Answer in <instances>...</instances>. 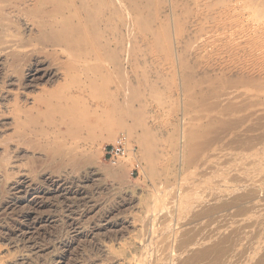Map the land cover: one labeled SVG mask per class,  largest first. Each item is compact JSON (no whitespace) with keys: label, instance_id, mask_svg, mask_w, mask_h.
<instances>
[{"label":"rangeland","instance_id":"rangeland-1","mask_svg":"<svg viewBox=\"0 0 264 264\" xmlns=\"http://www.w3.org/2000/svg\"><path fill=\"white\" fill-rule=\"evenodd\" d=\"M44 1L0 0V264H239L227 221L241 203H214L241 192L238 160L264 136V0H113V20L97 30L79 0ZM67 10L76 17H58L80 35L104 31L69 45L72 58L46 47L35 21ZM219 119L238 132L219 131ZM205 134L215 145L194 151L188 141ZM120 136L131 153L114 167L104 149ZM194 203L210 208L200 216ZM210 225L209 248H190L191 232Z\"/></svg>","mask_w":264,"mask_h":264},{"label":"bare ground","instance_id":"bare-ground-1","mask_svg":"<svg viewBox=\"0 0 264 264\" xmlns=\"http://www.w3.org/2000/svg\"><path fill=\"white\" fill-rule=\"evenodd\" d=\"M48 1V0H47ZM47 1L45 2L44 1V3L45 4H47ZM51 1V0H50ZM62 1V3L60 2V0H59V3H58V6H60V8H61V6H64V7H66L65 5H69V3L71 2V0H61ZM76 1V0H75ZM78 1V0H77ZM80 2H78V3H80V5H79V7H80V14L81 15H83V20L85 21V22H83L84 24H90V26H91V28H93V29H100L99 28V26L103 23V24H105L106 26L108 25H110V23H109V21L110 20H113L112 18H113V16H115L114 15V10H113V7H110V4H113V3H115V2H113V0H110V1H108V0H79ZM115 1V0H114ZM118 1H120V0H118ZM122 1V3H124L123 2V0H121ZM120 1V2H121ZM203 1H205V0H203ZM202 1V2H203ZM241 1V0H240ZM69 2V3H68ZM73 2H74V0H73ZM120 2H118V5H120L119 3ZM193 2V1H192ZM49 3H52V2H49ZM48 3V4H49ZM61 3V4H60ZM77 3V2H76ZM126 3V2H125ZM195 3H197V2H195ZM238 3V2H237ZM6 4V3H5ZM53 5V4H52ZM70 5H72V4H70ZM70 5H69V7L67 6V8H69L70 9ZM74 5V4H73ZM44 6V5H43ZM42 6V7H43ZM57 6V5H56ZM109 6V7H108ZM111 6H115V4L114 5H111ZM184 6H185V4H184ZM240 6V5H239ZM4 7V6H3ZM53 7V9H51V10H55V7L54 6H52ZM51 7V8H52ZM98 8V11H91V8ZM116 7H117V4H116ZM120 7V6H119ZM124 7V6H123ZM120 8H122V7H120ZM120 8H119V10H120ZM41 9V8H40ZM122 9H124V11L126 10V9H128V8H122ZM121 9V10H122ZM204 9V8H203ZM211 9H214V8H211ZM56 10H57V8H56ZM63 9H61L60 11H62ZM72 10H73V8H72ZM89 10V11H88ZM94 10V9H93ZM120 10V11H121ZM217 10V9H216ZM215 10V11H216ZM35 11V10H34ZM33 11V12H34ZM43 11V10H42ZM41 11V12H42ZM64 11V10H63ZM236 11V10H235ZM242 11V10H241ZM31 13H33L32 11H30ZM51 12V11H50ZM49 12V13H50ZM55 12V11H54ZM53 12V14H51L50 15V17H53L54 19H52L51 21L50 20H48V18L49 17H47V16H44V17H47V19L46 20H44L43 18H42V16L41 15H39V13L37 14L38 16H37V20H35V21H38V24H39V34L42 36V38H40V40H41V42H43V44H45V46L46 47H51L52 49H57V48H59L58 50H60V48H61V52L63 53V54H65V52H68V53H66L68 56H70L71 54H74V56L75 55H77L78 54V52L76 51V52H74V50H69V45H71V44H74V45H76V46H79V45H81V44H79L80 42H83L84 43V41H85V38H86V36H88V35H90V36H95V34H96V37H97V39L99 38V36L101 37V33H98V31H100V30H98V31H96L95 32V30L93 31V29L91 30V32L89 33V34H83V30H82V34L80 35L77 31L79 30H77L76 32L75 31H73V26L71 27L70 25L71 24H67L66 22V24L63 22V21H61L62 20V18L64 19H68V18H74V17H76V14H72V13H74L73 11H68L67 10V15H65V13H62V14H59V13H57V16H56V18L54 17V15H55V13ZM122 12V11H121ZM219 12V11H218ZM106 13V14H105ZM116 13H117V11H116ZM118 13H120V12H118ZM127 13V12H126ZM220 13V12H219ZM42 14L43 15H45V11H43L42 12ZM248 14V13H247ZM263 14V13H262ZM33 15H35L34 13H33ZM58 15L59 16H61L62 18H61V20H60V18L58 17ZM121 15H123V14H121ZM129 16V14H126V16ZM198 15V14H197ZM237 16H239V15H237ZM33 17H35V16H33ZM122 17V16H121ZM226 17V16H225ZM229 17V16H228ZM57 18H59V20L61 21V22H63V24L61 23V24H58L57 22H56V20H57ZM231 18V17H230ZM237 18V17H236ZM235 18V19H236ZM243 18V17H242ZM35 19V18H34ZM65 19H64V21H65ZM124 19H125V16H124ZM257 19V18H256ZM116 20V19H115ZM118 20V19H117ZM122 20V19H121ZM120 20V21H121ZM125 20H128L127 18L125 19ZM214 20V19H213ZM74 21V20H73ZM120 21H118V22H120ZM124 21V20H123ZM123 21H121V22H123ZM129 21V20H128ZM68 23H70V21H67ZM80 22V21H79ZM81 22H82V20H81ZM107 22H108V24H107ZM111 22V21H110ZM117 22V23H118ZM232 22V21H231ZM36 23V22H35ZM76 23V22H75ZM127 23V21L124 23V24H126ZM37 24V25H38ZM115 24V23H114ZM231 24V23H230ZM76 25V24H75ZM74 25V27H76L77 25H78V22H77V25L75 26ZM80 25V24H79ZM123 24H119V26H122ZM127 25V24H126ZM240 25V26H239ZM241 23L240 24H238L237 23V26L240 28L241 27ZM261 25V24H260ZM85 26H87V25H85ZM89 26V25H88ZM87 26V27H88ZM128 26H130V24L128 25ZM128 26H126L127 28H128ZM225 26V25H224ZM243 26V25H242ZM14 27V26H13ZM115 27H117V26H115ZM260 27V26H259ZM262 27V26H261ZM264 27V26H263ZM77 28V27H76ZM81 28V27H80ZM86 28V27H85ZM102 28H104V26L102 27ZM255 28V27H254ZM66 29H69L68 31H70L71 33L69 34V35H67V36H64V35H62L60 32H62L61 30H66ZM82 29V28H81ZM88 29H89V27H88ZM118 29V28H117ZM121 29V28H120ZM236 29V28H235ZM13 30H14V28H13ZM105 30V29H104ZM109 30H111V29H109ZM119 30V29H118ZM118 30H116V32L118 31ZM128 30H129V28H128ZM223 30V29H222ZM244 30V29H243ZM257 30V29H256ZM16 31V30H15ZM67 31V30H66ZM93 31V32H92ZM231 31V30H230ZM241 31V30H240ZM11 32V31H10ZM14 32V31H13ZM80 32V31H79ZM100 32H104V31H100ZM126 32H128V31H126ZM126 32L124 33V34H126ZM20 33V32H19ZM95 33V34H94ZM113 33V32H112ZM247 33V32H246ZM7 34V33H6ZM10 34V33H9ZM100 34V35H99ZM104 34V33H103ZM103 34H102V36H103ZM129 34V33H128ZM255 34V33H254ZM110 35H111V33H110ZM114 35V34H113ZM116 35V34H115ZM119 35V34H118ZM12 36V35H11ZM81 36H83V38L84 39H82V37ZM122 36V35H121ZM128 35H126V39L128 38L127 37ZM15 37V36H14ZM21 37H23V35L21 36ZM20 37V38H21ZM238 37V36H237ZM236 37V38H237ZM7 38V37H6ZM16 38V37H15ZM93 38H95V37H93ZM115 38H116V36H115ZM37 39V38H36ZM9 40H10V37H9ZM12 40H14L13 38H12ZM16 40V39H15ZM95 40H96V38H95ZM99 40V39H98ZM118 40V39H117ZM8 41V40H7ZM19 41H21V40H19ZM24 41V40H23ZM23 41H21L22 43H23ZM27 41V39L24 41V42H26ZM97 41V40H96ZM100 41V40H99ZM98 41V42H99ZM127 41H128V39H127ZM263 41V40H262ZM15 41H13V42H11V43H14ZM40 42V43H41ZM126 42V41H125ZM9 43V42H8ZM10 43V44H11ZM30 43V42H29ZM40 43H37V47H39L40 46ZM76 43H78L79 45H77ZM122 43V42H121ZM9 44V45H10ZM17 44H19V42L17 43H15L14 44V46H15V48L18 50V51H20V52H24L25 54H30L31 52H32V50H31V48L29 49V48H27L28 46L30 47V45L28 44H26L25 43V45H24V43L23 44H19V45H17ZM38 44H39V46H38ZM101 44V43H100ZM8 45V44H7ZM74 45H73V47H74ZM86 45V44H85ZM106 45V44H105ZM104 45V46H105ZM122 45V44H121ZM127 45V44H126ZM102 46H103V44H102ZM107 46V45H106ZM10 47H12L13 48V46H12V44L10 45V46H8V48H10ZM41 47V46H40ZM72 46H70V48H71ZM82 47V46H81ZM85 47H88V45H86ZM84 47V45H83V47H82V50H85V49H83V48H85ZM101 47V46H100ZM11 48V49H12ZM14 48V49H15ZM77 48H80V46L79 47H77ZM126 49H127V47H125ZM75 49H76V47H75ZM92 49V48H91ZM101 49L102 50H105V48H102L101 47ZM108 49V48H107ZM10 50V49H9ZM31 50V51H30ZM64 50H67V51H64ZM78 50V49H77ZM81 50V49H80ZM109 50V49H108ZM107 50V51H108ZM11 51V50H10ZM69 51L71 52V53H69ZM87 51V50H86ZM107 51H105V53L107 52ZM80 52V51H79ZM108 52H110V51H108ZM76 53V54H75ZM89 53H90V51H89ZM111 53V52H110ZM70 54V55H69ZM81 55H82V52L80 53ZM88 55V53L86 52V53H84V55ZM109 56V55H108ZM112 56V55H111ZM242 56V55H241ZM76 57V56H75ZM74 57V58H75ZM78 58H80L79 56H77ZM87 57V56H86ZM94 58H96L95 57V54H94V56H93ZM110 57V56H109ZM68 58V57H67ZM71 58H72V55H71ZM98 58V57H97ZM70 59V58H69ZM88 59H89V57H88ZM84 60V62H85V60L86 59H83ZM83 60H82V62H83ZM94 60H96V59H94ZM99 60H101V59H99ZM99 60H97V62H99ZM93 61V60H92ZM88 62H90V61H88ZM96 61H93L92 63H97ZM86 63V62H85ZM85 63H84V65H85ZM102 63H104V62H102ZM110 63H112L113 64V62H110ZM89 65V64H88ZM74 66V65H73ZM78 66V65H77ZM79 66L81 67L82 65H80L79 64ZM85 66H87V65H85ZM92 66V65H91ZM91 66H89V68H88V66L86 67V69H88V71H89V69H90V67ZM98 66V65H97ZM101 66V65H100ZM72 67V66H71ZM76 67V66H75ZM82 68V67H81ZM84 68V67H83ZM92 68H93V66H92ZM69 69H71V68H69ZM74 69V68H73ZM85 69V68H84ZM83 69V70H84ZM96 70H98L97 68H95ZM260 69H263V68H260ZM76 69H74L73 70V72L75 71ZM80 70V69H79ZM29 71H30V69H29ZM33 71H37V70H35L34 68H31V71L30 72H33ZM81 71V70H80ZM87 71V70H86ZM85 70H84V72L82 73L83 75H84V73L86 72ZM90 72V71H89ZM80 73V74H81ZM87 73V72H86ZM91 73V72H90ZM99 73V72H98ZM97 73V74H98ZM81 74V75H82ZM86 75V74H85ZM87 75H89V74H87ZM91 75H93L94 76V74H91ZM76 76H78V75H76ZM86 77V76H85ZM92 77V76H91ZM88 78L86 77V80H87ZM90 79V78H89ZM93 79H95V78H92V80ZM91 80V79H90ZM95 80H97V79H95ZM93 81V82H96V81ZM124 80V79H123ZM261 80V79H260ZM76 81V80H75ZM125 81V80H124ZM90 82H92V81H90ZM90 82H89V85H90ZM92 82V83H93ZM238 82H240V80L238 81ZM260 82V81H259ZM92 85V84H91ZM94 86H97V84L95 83V84H93ZM92 85V86H93ZM250 85V84H249ZM254 86H255V84H253ZM246 87V86H245ZM224 88V87H223ZM238 88V87H237ZM243 90V89H242ZM241 90V91H242ZM261 90V89H260ZM228 91H229V89H228ZM244 91H246V90H244ZM237 92H239V91H237ZM236 92V93H237ZM248 92H249V90H248ZM257 92V91H256ZM220 94V93H219ZM223 94H225V93H223ZM248 94V93H247ZM255 94V93H254ZM72 95V94H71ZM70 95V96H71ZM78 95V94H77ZM260 95V94H259ZM73 96V95H72ZM231 96V95H230ZM77 97V96H76ZM58 98V97H57ZM72 99H73V97H71ZM71 98H68L69 99V101H71L72 99ZM71 99V100H70ZM58 100H59V98H58ZM65 100H67V98H65ZM226 100V99H225ZM247 100V99H246ZM55 101H57V100H55ZM64 101V100H63ZM62 101V102H63ZM220 101V100H219ZM236 101V100H235ZM60 102V101H59ZM58 102V103H59ZM62 102H60V103H62ZM227 101H225V103H226ZM51 103H53V102H51ZM50 103V104H51ZM59 103V104H60ZM63 103H65V101L63 102ZM62 103V104H63ZM67 103H68V101H67ZM212 104H213V102H211ZM236 103V102H235ZM235 103L233 104V103H231V105L233 104V105H235ZM62 104H60V106H62ZM66 104V103H65ZM70 103H68V105H69ZM217 104V103H216ZM228 105H230L229 103H227ZM241 104V103H240ZM55 105V104H54ZM58 104H56L55 105V107L54 108H57L58 106H57ZM68 105L66 104V107H68ZM219 105H220V103H219ZM57 106V107H56ZM51 107H53V106H51ZM66 107H63L62 108V111H65V110H63V109H66ZM211 107H212V105H211ZM215 108L217 107V106H214ZM60 108V107H59ZM59 108H57V109H59ZM221 108V107H220ZM226 108V107H225ZM224 108V109H225ZM235 108V107H234ZM213 109V108H212ZM223 109V110H224ZM231 109H233V108H231ZM59 110H61V109H59ZM241 110V109H240ZM252 110V109H251ZM208 111V110H207ZM231 111V110H230ZM247 111V110H246ZM258 111V110H257ZM263 111V110H262ZM261 111V112H262ZM212 112V111H211ZM218 112H219V110H218ZM248 112V111H247ZM246 112V113H247ZM225 113H228V111L226 110V112ZM245 113V114H246ZM251 113H253V115H254V112H250V114ZM257 113H259V111L257 112ZM216 114V113H215ZM235 114H237V113H235ZM244 114V115H245ZM263 114V113H262ZM228 115V114H227ZM232 114H230V116H231ZM244 115H243V117H244ZM220 116V115H219ZM218 116V117H219ZM257 116V115H256ZM258 116H260L259 114H258ZM261 116H263V115H261ZM217 117V118H218ZM248 117H249V119H250V115L249 116H247V114H246V117L245 118H247L248 119ZM212 118V117H211ZM214 118V117H213ZM212 118V119H213ZM220 118V117H219ZM245 118H243V119H245ZM264 118V117H263ZM262 118V120H264ZM234 119H236L235 117H234ZM234 119H232V122L234 121ZM258 119V118H257ZM261 119V118H260ZM214 120V119H213ZM227 120V119H226ZM238 120V119H237ZM246 120V119H245ZM251 120V119H250ZM25 120H23V122H22V125L27 121H25ZM29 121V120H28ZM132 121V120H131ZM219 121H220V119H219ZM241 121H243V120H240L239 121V124H240V122ZM254 121V120H253ZM252 120L251 121H249V122H253ZM256 121V120H255ZM259 121V120H258ZM134 122V121H133ZM132 122V123H133ZM135 122H137V121H135ZM139 122H140V120H139ZM246 122V121H245ZM247 122H248V120H247ZM262 122V121H261ZM20 123V122H19ZM30 123H32V122H30ZM30 123H28V124H30ZM106 123V122H105ZM231 123V122H230ZM228 123V122H226V121H220L219 122V124H218V128L220 129L219 131H222V129H224V128H231L232 129V127L231 126H233V124H234V126L233 127H235V123H237V121H235V123ZM242 123V122H241ZM260 123V122H259ZM27 124V123H26ZM138 125H140L139 123H137ZM137 124H135V126L137 125ZM247 124V123H246ZM255 124V123H254ZM257 124V123H256ZM255 124V125H256ZM19 125V124H18ZM25 125V124H24ZM106 125V124H105ZM121 126H122V124H120ZM126 124H124V126H125ZM241 125H243V124H241ZM240 125V126H241ZM263 125V124H262ZM108 126V125H107ZM106 126V130H108L107 128L108 127H111V126H108L107 127ZM120 126V127H121ZM129 126V125H128ZM239 126V127H240ZM244 126V125H243ZM242 126V127H243ZM259 126V125H258ZM21 127V125H19V128ZM23 127V126H22ZM118 126H116V128H117ZM131 127V126H130ZM238 127V123H237V126H236V128ZM241 127V128H242ZM105 128V127H104ZM240 128V129H241ZM245 128V127H244ZM254 128V127H253ZM260 128V127H259ZM110 130H111V128H109ZM125 129H127L128 130V128H126L125 127ZM238 129V128H237ZM248 129H249V127H248ZM247 129V130H248ZM252 128H250V130H251ZM254 129H256V128H254ZM23 129L21 128V131H22ZM32 130V129H31ZM113 130V129H112ZM126 130V131H127ZM232 130H235V131H237L238 132V130H236L235 128L234 129H232ZM261 130H263L262 128H261ZM24 131V130H23ZM30 131V130H29ZM77 131V130H76ZM256 131V130H255ZM258 131V130H257ZM26 132V131H25ZM80 132V131H79ZM87 132H89V131H87ZM108 132H109V130H108ZM242 132V131H241ZM253 132V131H252ZM262 132H264V131H262ZM20 133V132H19ZM78 133V132H77ZM89 133H91V132H89ZM111 133V132H110ZM240 133V132H239ZM254 133H256V132H254ZM20 134H22V133H20ZM24 134V133H23ZM81 134V133H80ZM245 134H247V132L245 133ZM257 134H261V132L259 131ZM262 134H264V133H262ZM75 135H76V132H75ZM200 135V134H199ZM235 135H236V133H235ZM242 135V134H241ZM248 135H250V134H248ZM252 135V134H251ZM80 136V135H79ZM87 136H88V133H87ZM94 136V135H93ZM240 135H238V139L241 137H239ZM90 137V136H89ZM195 137H197L196 139H194V137H192L193 138V140L191 141L190 140V138H189V140L190 141H188V142H190L189 144H190V146L192 147V148H194L193 150L195 151H197V150H201L202 148H206V147H208V146H210V147H212L213 148V145H215L214 144V142H213V140H210V138L208 137V135L207 134H205V135H202L201 136V138H200V136H195ZM249 137V136H248ZM250 137H253V136H250ZM255 137H256V135H255ZM257 137H258V135H257ZM256 137V138H257ZM90 138H94V137H90ZM247 139V138H246ZM253 139H254V137H253ZM244 140V139H243ZM248 140H249V138H248ZM251 140H252V138H251ZM250 140V141H251ZM258 142L256 141V144L254 145V146H250V147H247L248 148V150H246L245 152H247L248 154H251L252 152H254L255 151V153L253 154V155H251L250 157H248V158H246V159H244L243 158V160H238V174H235L234 175V178L236 179V180H238V182H240V187H242L243 189H241V192L239 191L238 193H236V194H234V195H231V196H222V197H220V199H217L216 201H215V203H214V206L215 207H218V210H221V209H223V208H225V207H228L229 206V203H230V201H238L239 203H241V209H239L238 210V212H234V214L233 215H231L230 217H229V219H228V227L231 229V230H235V229H237L238 231V235L236 236V237H234V236H232V237H230V241H228V242H230V244H232V249H231V253H235V255L237 254V255H239V258H240V262H239V264H264V197L263 198H258L257 197V195L259 194H257V192H256V187H260V190H262V189H264V136H259V138H258ZM254 141V140H253ZM252 141V142H253ZM237 142H239V140L237 141ZM242 142V140L240 141V143ZM251 142V143H252ZM248 144H250V142H247ZM255 143V142H254ZM246 144V142L244 141V145ZM247 144V145H248ZM253 144V143H252ZM239 144H237V146H238ZM242 145H240V147H241ZM246 146V145H245ZM236 147V146H235ZM240 147H236V148H240ZM245 148V147H244ZM231 149H233V147L231 148ZM230 149V150H231ZM240 149H242V148H240ZM225 150V149H224ZM243 150V149H242ZM226 151V150H225ZM233 151H234V149H233ZM235 151H237V154L235 155V157H238L241 153H238L239 151L236 149ZM234 151V152H235ZM244 151V150H243ZM228 152V151H227ZM230 152H232V150L230 151ZM233 152V153H234ZM250 152V153H249ZM131 153V151L129 152V154ZM235 154V153H234ZM245 155V154H244ZM247 155V154H246ZM241 157H243V154H241ZM118 164H116V165H114V167H116ZM118 168V167H117ZM119 171V170H118ZM118 171L117 170H115V173H118ZM257 183H259L258 185H256ZM250 188V189H249ZM260 190H258L259 192H260ZM259 196V195H258ZM186 197V196H185ZM259 197H261V196H259ZM190 198H192V197H189L188 196V199H190ZM187 199V198H186ZM232 203V202H231ZM234 204V203H233ZM190 207H193V212L194 213H203L204 212V210H206V209H208V208H210V206H208V205H206V204H197V203H194V204H192ZM189 209V208H188ZM187 209V210H188ZM190 210V209H189ZM192 210V209H191ZM190 210V211H191ZM234 210V209H233ZM190 211H188V212H190ZM225 212V211H224ZM231 212V211H230ZM200 215V214H199ZM192 216V215H191ZM201 216V215H200ZM204 216V215H203ZM202 216V218H204ZM193 217V216H192ZM192 217H190L191 219H193ZM195 217V216H194ZM188 218V217H187ZM186 218V219H187ZM189 218V219H190ZM185 219V218H184ZM188 219V220H189ZM198 219V218H197ZM194 220V219H193ZM193 220H189V221H193ZM202 220H204V219H202ZM188 221V222H189ZM205 221H206V219H205ZM200 222V221H199ZM203 222V223H202ZM201 223L203 224V225H205L206 226V224H204V221H202ZM208 222H209V220H208ZM208 222H206V223H208ZM215 223V222H214ZM195 224V223H194ZM212 224V223H211ZM192 225V224H191ZM196 225V224H195ZM197 225H199V224H197ZM216 225V224H215ZM186 226V225H185ZM190 226V225H189ZM184 227V226H183ZM191 227V226H190ZM192 227H194L195 228V226H192ZM200 227V226H199ZM214 227V226H213ZM212 227V225H210V226H208V227H206V228H204V229H201V228H199V229H197L196 231H192L191 232V230L189 231V232H191V234H190V238H189V243H188V246H190V248L192 247H194V248H201L202 246H205L204 248L205 249H207V248H209V247H207L205 244H206V242L207 243H209L210 242V239L211 238H209L210 236H211V233H216V231L217 230H215V229H212L213 228ZM182 228V227H181ZM185 228V227H184ZM194 228H191V229H194ZM226 228H227V226H226ZM182 230V229H181ZM223 230V229H222ZM227 230V229H226ZM184 231V230H183ZM215 231V232H214ZM221 231V230H220ZM225 231V230H224ZM222 232V231H221ZM182 233V232H181ZM180 233V234H181ZM227 233V232H226ZM186 234V233H185ZM218 235V234H217ZM182 237V236H181ZM186 237V236H185ZM215 238V237H214ZM220 238H222L221 236H220ZM220 238H218V239H220ZM216 239V238H215ZM185 240V239H184ZM227 240V239H226ZM187 241H188V239H187ZM215 241V240H214ZM221 241V240H220ZM215 242H217L218 243V241L216 240ZM227 242V241H226ZM190 244V245H189ZM181 245H183V244H181ZM180 245V246H181ZM212 245V244H211ZM210 245V246H211ZM179 246V247H180ZM188 246H187V249H188ZM213 246H214V243H213ZM216 246V245H215ZM214 246V247H215ZM212 247V246H211ZM184 248V247H183ZM222 248V247H221ZM225 248V247H224ZM202 249H203V247H202ZM182 250V249H181ZM221 250V249H220ZM201 251V250H200ZM216 251H217V249H216ZM219 251V250H218ZM182 252V251H181ZM185 252V251H184ZM187 252V251H186ZM192 252V251H191ZM201 252H203V251H201ZM204 252H206V251H204ZM189 253V252H188ZM223 253H224V251H223ZM183 254H187V253H183ZM211 254V253H210ZM194 255V254H193ZM212 255V254H211ZM210 255V256H211ZM214 256V255H213ZM212 257V256H211ZM215 257H216V254H215ZM190 258H192L191 256H190ZM220 258V257H219ZM218 259V258H217ZM224 259V258H223ZM235 259V258H234ZM215 260H216V258H215ZM214 260V261H215ZM236 261V262H237ZM234 262V261H233Z\"/></svg>","mask_w":264,"mask_h":264},{"label":"built area","instance_id":"built-area-1","mask_svg":"<svg viewBox=\"0 0 264 264\" xmlns=\"http://www.w3.org/2000/svg\"><path fill=\"white\" fill-rule=\"evenodd\" d=\"M128 140L125 136L118 137L115 142L104 149V158L110 165H116L129 154Z\"/></svg>","mask_w":264,"mask_h":264}]
</instances>
